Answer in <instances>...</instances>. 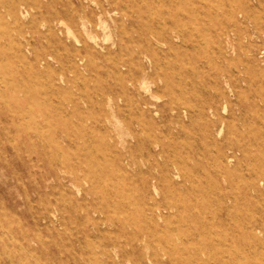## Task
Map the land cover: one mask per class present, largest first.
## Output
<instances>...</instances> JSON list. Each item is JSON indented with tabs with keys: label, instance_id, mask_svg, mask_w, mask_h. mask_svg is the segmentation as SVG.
Listing matches in <instances>:
<instances>
[{
	"label": "rangeland",
	"instance_id": "374dc122",
	"mask_svg": "<svg viewBox=\"0 0 264 264\" xmlns=\"http://www.w3.org/2000/svg\"><path fill=\"white\" fill-rule=\"evenodd\" d=\"M250 1L0 0V264H158L153 251L221 264L196 220H216L218 253L220 200L229 263L264 264V0ZM237 144L244 154L215 159ZM150 173L187 203L159 224L171 257L164 234L129 222L140 204L114 206L142 202Z\"/></svg>",
	"mask_w": 264,
	"mask_h": 264
},
{
	"label": "bare ground",
	"instance_id": "6f19581e",
	"mask_svg": "<svg viewBox=\"0 0 264 264\" xmlns=\"http://www.w3.org/2000/svg\"><path fill=\"white\" fill-rule=\"evenodd\" d=\"M158 1V0H157ZM170 1V0H169ZM244 1V4H245V7L252 4L253 2L250 1V0H243ZM256 2H260L261 0H255ZM164 3V2H163ZM172 3V2H171ZM175 6V5H174ZM182 7V6H181ZM245 7H240V8H237L234 13H230V17H231V21L234 22L232 23V25H235V27L238 26V23L244 21V19L246 18L247 16V10ZM204 9V8H203ZM191 10V9H190ZM199 12V11H197ZM167 13V12H166ZM182 14V12H181ZM41 16V15H40ZM181 17V16H180ZM192 17V16H191ZM87 18V19H85ZM194 18V16H193ZM192 18V19H193ZM196 19V18H195ZM208 19V18H207ZM86 20L88 21H91V18L87 17L86 15H80L79 19H78V22L82 25V26H85L86 25ZM183 21V20H181ZM194 21V20H193ZM204 21V19H203ZM172 22V21H171ZM94 23V22H93ZM173 23V22H172ZM27 24V23H26ZM95 24V23H94ZM184 24V23H183ZM154 25V24H153ZM174 25V24H172ZM189 25V24H188ZM191 25V24H190ZM194 27V26H193ZM155 28V27H154ZM190 28H192L190 26ZM124 29V28H123ZM148 29V28H147ZM167 29V28H166ZM184 29V28H183ZM193 29V28H192ZM195 29V28H194ZM203 29V28H202ZM188 30V29H187ZM201 30V29H200ZM185 32V31H184ZM183 32V33H184ZM185 33L188 34V32L186 31ZM183 35V34H182ZM181 35V36H182ZM222 35L225 36L224 40L226 41V44H228L230 42V33L229 31L228 32H223ZM169 37H172L171 35H167ZM187 36V35H186ZM185 36V37H186ZM198 36V34H197ZM203 36V35H202ZM202 38V37H201ZM204 38V37H203ZM206 40V39H205ZM182 42V40L180 41V43ZM11 44V43H10ZM18 44V43H17ZM184 44V42H183ZM252 44V43H251ZM12 45V44H11ZM196 45V43H195ZM254 45V44H253ZM8 46V45H7ZM192 47V46H191ZM201 47V46H200ZM262 48V47H261ZM195 49V47L193 48ZM199 49V48H198ZM3 51V50H2ZM0 51V52H2ZM197 52V51H196ZM204 52V51H203ZM5 53V52H4ZM193 56V55H192ZM170 58V57H169ZM212 59V58H211ZM30 61V60H29ZM171 61V60H169ZM20 62V61H19ZM28 62V61H26ZM3 63V62H2ZM22 63V61H21ZM171 64V63H169ZM173 65V64H172ZM176 65V64H175ZM34 67V66H33ZM212 69V68H211ZM215 69V68H214ZM25 70V69H24ZM196 70V69H195ZM247 70V69H246ZM46 71V70H45ZM48 71V70H47ZM179 72V71H178ZM196 73V72H195ZM172 74V73H171ZM181 74V73H180ZM192 75V74H191ZM173 76V74H172ZM171 76V77H172ZM227 75H224L223 76V82L225 84H228L230 86V78L227 79ZM37 79V78H36ZM172 80V79H171ZM37 81V80H35ZM153 81V80H152ZM47 82V81H46ZM118 82V81H117ZM183 82V81H181ZM30 82H28L27 84H29ZM121 83V82H120ZM127 83V82H126ZM24 85V84H23ZM173 85V84H172ZM176 86V85H174ZM173 88H176L174 87ZM232 87V86H231ZM215 88V87H214ZM33 89V88H32ZM186 89V87L184 88ZM216 89V88H215ZM226 89V90H225ZM34 93V92H33ZM175 94V93H174ZM173 94V95H174ZM227 97H228V94H227V88H224V87H221V89H217L216 90V97L214 99V101L212 103H208L206 105V108H207V111L212 114V115H219V105L218 103L220 102L221 99H225V101L227 100ZM179 98V97H178ZM88 102V101H87ZM46 116V115H45ZM86 117V116H85ZM129 117V116H128ZM127 117V118H128ZM55 121V120H54ZM53 121V122H54ZM108 121V120H107ZM121 122V121H120ZM122 123V122H121ZM124 123V122H123ZM1 124V123H0ZM202 124V123H201ZM40 125V124H39ZM160 125V124H159ZM198 125V124H197ZM148 126V125H147ZM175 126V125H174ZM177 126V125H176ZM3 130V129H2ZM74 130V129H73ZM131 132V131H130ZM80 135V134H79ZM115 138V137H114ZM72 139V138H71ZM140 139V138H139ZM138 139V140H139ZM118 142V141H117ZM120 142V141H119ZM76 145V144H75ZM55 147V146H54ZM144 147V146H142ZM177 147V146H176ZM75 149V148H74ZM71 150V149H70ZM154 151V150H152ZM236 152H240L242 154L245 153V149H244V146L241 145V144H237V146H232V145H226L225 146V149H224V153L222 154H217L215 157L216 160L218 161H229L231 158L235 157V158H238L237 157V154ZM170 155V154H169ZM60 157V156H59ZM177 157V156H176ZM60 160V159H59ZM179 160V159H178ZM73 161V160H72ZM150 161V160H149ZM89 162V161H88ZM190 162V161H189ZM87 164V163H86ZM216 165V164H215ZM90 167V166H89ZM169 170V168L167 167V171ZM173 170L174 172H176V174H180V169L178 166H175L173 167ZM108 171V170H107ZM137 173V171H136ZM225 174V173H224ZM163 175V174H162ZM114 177V176H113ZM226 177V176H225ZM158 176L153 174V173H150V176L149 178L147 179V181L150 182V185L151 187H153L152 190H147V195H144L145 197L142 198V202H139V201H136V198L135 196H133L132 198H130V196L126 195H118L119 196V199L114 202V206L116 208L121 207V209H125V207H128L130 204H140V208L137 209L135 208L136 210V213L134 216H131L130 217V220L129 222L130 223H141L142 222V225L143 226H146V229L150 232L151 235H154V234H158V232L164 234V240H165V244H167L168 246V249L167 251L165 252V254H168V256L171 257V255L173 256L174 254L177 253V249H176V246L174 245V243H172L170 241V238L168 237V234H167V230L164 229V227L162 226L161 228L159 227V224H162L164 223L168 217L170 216L171 214V210L172 209H178L180 206L185 208L186 206V202L185 200H183L180 196H178L175 200H172V201H169L166 199V195L164 193H159L157 192V180H158ZM119 182V181H117ZM235 183V182H234ZM178 184V183H177ZM206 184V183H205ZM252 186V184H251ZM199 187V186H198ZM115 188V187H114ZM187 188V187H186ZM115 189H118V188H115ZM201 189V188H200ZM204 189V188H203ZM190 190V189H189ZM207 194V193H206ZM135 198V200H134ZM213 198V196H212ZM141 199V198H140ZM188 202V201H187ZM215 203V202H214ZM220 204V209L218 211V213L216 214V219H218V226L221 227L224 231H223V238L221 237L220 239V243H219V250H218V253L216 252V243L214 242L213 238H212V235L210 233V228H207V227H211L213 228V223L216 222V220H214V218L211 220L210 218H206L205 216L206 215H196V220L201 224V231L204 233V234H207L206 235V240L204 242L205 245H207V247H209L208 249V253H207V258L208 260H213L215 261L216 263V260H220L221 261V264H230L229 263V257H228V254H227V249H226V237H227V233H226V227L229 225L230 223V206H228L227 204L225 203H222V201L220 200L219 202ZM134 209V208H133ZM118 210V209H117ZM128 210V209H127ZM224 210V212H222ZM149 213H148V212ZM225 213V215H224ZM144 218V220H143ZM190 218L193 219V216L190 215ZM143 220V221H142ZM178 220V218H177ZM162 222V223H160ZM177 222V221H176ZM185 222V221H184ZM187 223V222H186ZM163 225V224H162ZM208 225V226H206ZM170 226V224H169ZM258 227H254L252 232L255 233V235L258 234ZM171 231V230H170ZM260 231V230H259ZM238 235V234H237ZM143 236V235H142ZM145 236V235H144ZM147 239V238H146ZM153 239V238H152ZM223 239V240H222ZM237 239V238H236ZM138 241V240H137ZM133 243V241H131ZM152 242V241H151ZM178 242V241H177ZM130 243V242H129ZM135 245H137L136 243H133L131 244L132 247L135 248ZM138 247V246H137ZM164 254V252H163ZM197 255L195 256L197 259H199L198 257V254L199 253H196ZM158 252L157 251H153L151 253V255H149V259L153 262H156L158 264H164L162 263V258H160L158 256ZM21 260V259H20ZM174 261V260H173Z\"/></svg>",
	"mask_w": 264,
	"mask_h": 264
}]
</instances>
